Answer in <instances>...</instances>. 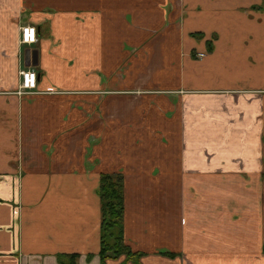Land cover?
Returning <instances> with one entry per match:
<instances>
[{"label":"crops","instance_id":"0c3cea01","mask_svg":"<svg viewBox=\"0 0 264 264\" xmlns=\"http://www.w3.org/2000/svg\"><path fill=\"white\" fill-rule=\"evenodd\" d=\"M24 1L49 32L28 66L0 28V264H102L103 172L140 264H264V0Z\"/></svg>","mask_w":264,"mask_h":264},{"label":"trees","instance_id":"16d2710c","mask_svg":"<svg viewBox=\"0 0 264 264\" xmlns=\"http://www.w3.org/2000/svg\"><path fill=\"white\" fill-rule=\"evenodd\" d=\"M125 179L121 172H103L100 176L99 195L101 198V247L99 256L102 264L109 259L125 256L127 260L140 264L145 255L135 251L126 242L124 234ZM173 256L175 254L166 253ZM80 254H59L60 264H79Z\"/></svg>","mask_w":264,"mask_h":264},{"label":"rangeland","instance_id":"374dc122","mask_svg":"<svg viewBox=\"0 0 264 264\" xmlns=\"http://www.w3.org/2000/svg\"><path fill=\"white\" fill-rule=\"evenodd\" d=\"M37 5L38 4H35V2L34 3L33 2L28 3V5H27V3L24 0H0V28H3V30H4L3 36H5L8 33L6 35L7 39L11 38V36L13 35V33H12L13 31L15 32V34H16L15 45L18 47L17 56L19 58L20 63H22L24 61L23 60L24 57L22 58V56H25V58H26V52L22 51V46H23V43L21 42L22 27L25 25H28V24H32L30 21L31 13L33 10H35V8H36L35 6H37ZM49 21L50 20L47 19L43 23H40L39 28L33 24V26H35L36 30H37V42H38V30L40 28H42L41 30L45 34L47 32H49V25H48ZM2 43L5 45L7 42L2 41ZM29 50H32V49H29ZM23 54H25V55H23ZM3 56L8 57L9 53L5 49L0 48V57L4 58ZM28 62L29 61L26 58V63L29 66L30 64ZM1 67H3V66H1ZM5 67H6V75H7V72H9V70H8L9 67H11V69H12V66L5 65ZM28 68H31V67H28ZM22 69H24V67L17 68V78L18 79L15 83L11 84L8 89L15 90L16 86H17V88L20 86V84H21L20 71ZM2 76L3 75L1 72V74H0L1 78L0 79L3 78ZM1 86H3V84H1ZM1 89H3V88L1 87ZM248 261H249V263H248ZM239 262H240V264H251L252 260H240Z\"/></svg>","mask_w":264,"mask_h":264},{"label":"built area","instance_id":"2783aa9c","mask_svg":"<svg viewBox=\"0 0 264 264\" xmlns=\"http://www.w3.org/2000/svg\"><path fill=\"white\" fill-rule=\"evenodd\" d=\"M23 44H33L37 42V30L33 25H25L22 27ZM21 84L19 86L20 93L33 92L38 86V74L33 68H26L20 71Z\"/></svg>","mask_w":264,"mask_h":264},{"label":"water","instance_id":"95a60500","mask_svg":"<svg viewBox=\"0 0 264 264\" xmlns=\"http://www.w3.org/2000/svg\"><path fill=\"white\" fill-rule=\"evenodd\" d=\"M26 58L28 59V63L30 65H36L37 64V51L36 50H27L26 51Z\"/></svg>","mask_w":264,"mask_h":264}]
</instances>
